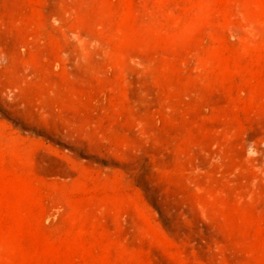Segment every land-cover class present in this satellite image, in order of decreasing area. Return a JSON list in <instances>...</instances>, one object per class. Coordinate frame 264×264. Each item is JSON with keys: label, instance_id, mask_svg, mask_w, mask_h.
<instances>
[{"label": "rangeland", "instance_id": "1", "mask_svg": "<svg viewBox=\"0 0 264 264\" xmlns=\"http://www.w3.org/2000/svg\"><path fill=\"white\" fill-rule=\"evenodd\" d=\"M0 264H264V0H0Z\"/></svg>", "mask_w": 264, "mask_h": 264}]
</instances>
